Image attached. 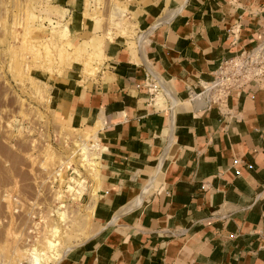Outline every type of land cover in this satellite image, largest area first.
I'll return each mask as SVG.
<instances>
[{
  "label": "crops",
  "instance_id": "obj_1",
  "mask_svg": "<svg viewBox=\"0 0 264 264\" xmlns=\"http://www.w3.org/2000/svg\"><path fill=\"white\" fill-rule=\"evenodd\" d=\"M52 2L66 42L96 56L48 80L55 119L98 146L90 234L59 264H264V86L187 91L264 39V0H113L134 42L86 0Z\"/></svg>",
  "mask_w": 264,
  "mask_h": 264
},
{
  "label": "rangeland",
  "instance_id": "obj_2",
  "mask_svg": "<svg viewBox=\"0 0 264 264\" xmlns=\"http://www.w3.org/2000/svg\"><path fill=\"white\" fill-rule=\"evenodd\" d=\"M86 1L100 10L107 35L136 40L113 0ZM52 3L0 0V264H30L32 249L40 264H59L90 234L92 209L80 196L97 173L98 151L87 144L95 138L55 119L48 80L75 63L88 72L96 56L66 42L63 24L50 20ZM70 164L83 178L75 185L67 182Z\"/></svg>",
  "mask_w": 264,
  "mask_h": 264
},
{
  "label": "built area",
  "instance_id": "obj_3",
  "mask_svg": "<svg viewBox=\"0 0 264 264\" xmlns=\"http://www.w3.org/2000/svg\"><path fill=\"white\" fill-rule=\"evenodd\" d=\"M250 84H255L259 87L264 86V39L249 50H241L221 60L212 72L211 78L201 83V89L193 91L187 87L188 98L191 101L202 99L210 103H224L234 90ZM87 144L90 150H98L96 140L91 139ZM76 147V152L79 155L80 149L77 144ZM63 168L64 166L60 168L62 176L64 175ZM65 171H68L69 175L68 184L75 185L73 180L81 181L83 179L77 170L74 169L73 164H70V167H66Z\"/></svg>",
  "mask_w": 264,
  "mask_h": 264
},
{
  "label": "bare ground",
  "instance_id": "obj_4",
  "mask_svg": "<svg viewBox=\"0 0 264 264\" xmlns=\"http://www.w3.org/2000/svg\"><path fill=\"white\" fill-rule=\"evenodd\" d=\"M51 242V241H50ZM53 245L51 242L50 246ZM37 251L35 249L30 250L28 253L30 255V264H40L39 258L37 256Z\"/></svg>",
  "mask_w": 264,
  "mask_h": 264
}]
</instances>
